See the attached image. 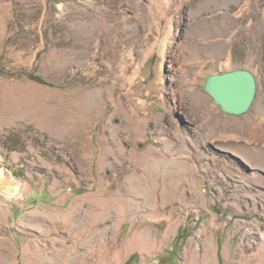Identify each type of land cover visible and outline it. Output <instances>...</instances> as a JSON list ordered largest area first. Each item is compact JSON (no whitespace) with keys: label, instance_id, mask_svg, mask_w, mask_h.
<instances>
[{"label":"rangeland","instance_id":"rangeland-1","mask_svg":"<svg viewBox=\"0 0 264 264\" xmlns=\"http://www.w3.org/2000/svg\"><path fill=\"white\" fill-rule=\"evenodd\" d=\"M262 155L264 0H0V264H264Z\"/></svg>","mask_w":264,"mask_h":264},{"label":"water","instance_id":"water-1","mask_svg":"<svg viewBox=\"0 0 264 264\" xmlns=\"http://www.w3.org/2000/svg\"><path fill=\"white\" fill-rule=\"evenodd\" d=\"M249 69L219 71L206 77L204 89L221 111L242 116L251 110L258 94V81Z\"/></svg>","mask_w":264,"mask_h":264},{"label":"bare ground","instance_id":"bare-ground-1","mask_svg":"<svg viewBox=\"0 0 264 264\" xmlns=\"http://www.w3.org/2000/svg\"><path fill=\"white\" fill-rule=\"evenodd\" d=\"M261 157V156H260ZM264 158V155H262ZM258 158V157H257ZM255 158V159H257ZM264 163V161L260 162ZM17 190V184L15 183V180L12 181L7 177L5 173L0 172V192H3L4 194L8 195L9 197L11 195H15V191Z\"/></svg>","mask_w":264,"mask_h":264}]
</instances>
